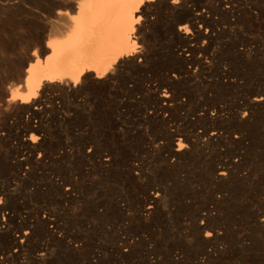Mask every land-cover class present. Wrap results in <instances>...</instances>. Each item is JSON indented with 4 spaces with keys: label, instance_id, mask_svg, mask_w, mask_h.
I'll return each instance as SVG.
<instances>
[{
    "label": "bare ground",
    "instance_id": "6f19581e",
    "mask_svg": "<svg viewBox=\"0 0 264 264\" xmlns=\"http://www.w3.org/2000/svg\"><path fill=\"white\" fill-rule=\"evenodd\" d=\"M0 264H264V0H4Z\"/></svg>",
    "mask_w": 264,
    "mask_h": 264
},
{
    "label": "rangeland",
    "instance_id": "374dc122",
    "mask_svg": "<svg viewBox=\"0 0 264 264\" xmlns=\"http://www.w3.org/2000/svg\"><path fill=\"white\" fill-rule=\"evenodd\" d=\"M21 10H18V6L11 2V4H6L4 0H0V24H4V20L7 18H12L17 22L35 23V19L32 18L24 8L19 6ZM9 37L0 32V52H4V48L9 44ZM1 54V53H0Z\"/></svg>",
    "mask_w": 264,
    "mask_h": 264
}]
</instances>
